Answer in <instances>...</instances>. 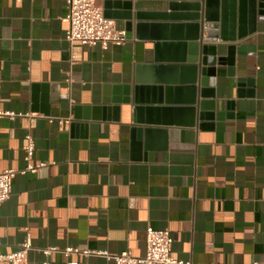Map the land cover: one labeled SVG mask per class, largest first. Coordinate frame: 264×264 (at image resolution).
I'll return each instance as SVG.
<instances>
[{
	"label": "crops",
	"instance_id": "obj_1",
	"mask_svg": "<svg viewBox=\"0 0 264 264\" xmlns=\"http://www.w3.org/2000/svg\"><path fill=\"white\" fill-rule=\"evenodd\" d=\"M193 2L97 0L126 32L125 42L103 48L69 47L64 0H0V111L23 114L0 116V172H17L0 204L2 254L28 239L23 264H113L45 258L40 250L142 257L150 226L168 230L172 256L189 264L264 263V14L247 37L212 43L217 58L234 49L229 63L216 66L210 91L196 94L197 103L209 104L207 121L197 119V108L192 126L185 111L166 113L163 126L132 122L134 107L155 106V44L185 42L187 34L184 28L172 41L166 30L157 40L146 28L136 38V24L170 14V3ZM161 80L181 88L188 74L165 71ZM134 127L157 131L146 150L136 147ZM26 136L30 164L42 165L34 173H21Z\"/></svg>",
	"mask_w": 264,
	"mask_h": 264
},
{
	"label": "water",
	"instance_id": "obj_2",
	"mask_svg": "<svg viewBox=\"0 0 264 264\" xmlns=\"http://www.w3.org/2000/svg\"><path fill=\"white\" fill-rule=\"evenodd\" d=\"M193 3L169 4L170 14H160L155 18L154 23L136 24V38L142 37L146 28L156 32L157 40L165 37L166 30L172 32V41L182 39L180 32L186 28L187 34L185 42H172L170 44H155L153 69L156 74L155 96L153 107L137 106L133 108L134 124L163 126L166 120L165 114L185 111L190 117L189 125H193L192 118L196 115L197 108L201 112L198 114L199 121H207L210 117L207 102L197 103L196 94L199 92L205 95L214 85V73L216 66L224 61L230 62L234 46H228V59L216 57L215 46L212 43L218 40L225 43L239 41L255 30L256 14H264V0H192ZM186 10L185 14L178 11ZM106 17V15L104 14ZM127 32H130L129 25ZM206 43V44H204ZM172 49V53L167 51L163 55L162 48ZM175 49L179 51H174ZM187 52V53H186ZM186 53V55H185ZM183 70L188 74V81L184 87H177L174 83H165L163 74L165 71L176 72ZM160 79V80H159ZM198 86L203 87L199 89ZM186 92V98H181L180 92ZM177 92V93H176ZM179 96V97H178ZM127 101V100H126ZM142 111H146V118L143 119ZM162 113V118L159 113ZM195 122V120H194ZM151 128L132 129L135 145L144 150L148 147V140L151 134L155 133ZM160 132L164 133V131Z\"/></svg>",
	"mask_w": 264,
	"mask_h": 264
},
{
	"label": "built area",
	"instance_id": "obj_3",
	"mask_svg": "<svg viewBox=\"0 0 264 264\" xmlns=\"http://www.w3.org/2000/svg\"><path fill=\"white\" fill-rule=\"evenodd\" d=\"M67 8L65 20L67 29L64 39L69 47L75 45L94 46L96 44L103 48L113 44H122L126 41V32L116 30L112 21L104 16L101 6L97 0H64ZM0 116L13 119L23 116V114L3 113ZM59 124H64L63 120H58ZM26 145L24 151L26 153V167L21 172L37 171L39 166H32L30 160L33 155V142L30 136H26ZM17 172L13 169H6L0 172V204L4 203L12 189V180ZM145 236V253L142 257H134L129 252L124 251L119 254H111L107 251L96 250H79L78 248L68 247L60 249L55 246L47 247L40 250L45 257L53 254H61L65 258L71 256H96L106 261H112L113 264H189L182 260H178L172 256V239L168 230H157L148 226ZM1 246V243H0ZM31 249V243L27 239L21 244V247L9 254L0 252V263L8 262L9 264H23L26 253ZM42 264H49L44 261ZM71 264V263H68ZM264 264V263H254Z\"/></svg>",
	"mask_w": 264,
	"mask_h": 264
}]
</instances>
